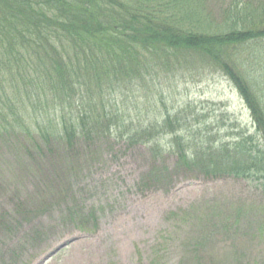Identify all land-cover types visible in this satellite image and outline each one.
<instances>
[{
	"label": "trees",
	"instance_id": "trees-1",
	"mask_svg": "<svg viewBox=\"0 0 264 264\" xmlns=\"http://www.w3.org/2000/svg\"><path fill=\"white\" fill-rule=\"evenodd\" d=\"M203 2L0 0V137L5 147L14 134L73 147L80 138L95 141L123 126L118 134L126 141L152 146L154 163L146 176L152 185L163 181L166 187L182 169L206 179H248L264 189V65L258 64L264 62V2L257 9L252 2L227 1L220 12L224 26L215 33H208L203 25ZM247 56L251 58L244 65ZM200 66L217 68L234 83L254 132L239 130L210 142L203 121L184 108L166 109L160 120H139L138 128L131 120L123 125L119 109L124 94L147 84V74L162 70L168 75ZM161 145L163 154L175 157L171 168L158 164ZM13 150L18 160L24 159L21 148ZM1 154L0 147V158ZM49 160L43 155L31 162L36 176L46 170ZM30 161L27 157L25 162ZM44 184L37 186L49 194L51 189ZM20 204L24 203L19 199ZM81 214L85 222L80 224L97 225L95 210L81 208ZM11 218L0 210V226L10 238L15 225L25 221ZM210 223L214 225V220ZM234 226L237 222L228 220L222 226L230 241L239 237ZM204 243L195 247L202 251ZM4 246H0V264H7ZM202 263L216 264L209 256Z\"/></svg>",
	"mask_w": 264,
	"mask_h": 264
},
{
	"label": "rangeland",
	"instance_id": "rangeland-1",
	"mask_svg": "<svg viewBox=\"0 0 264 264\" xmlns=\"http://www.w3.org/2000/svg\"><path fill=\"white\" fill-rule=\"evenodd\" d=\"M203 1V25L215 33L224 26L220 12L229 0ZM251 2L258 9L264 0L244 3ZM167 74H147V84L126 91L118 108L123 125L131 120L138 128L139 120H160L164 110L184 108L203 121L210 142L239 130L254 132L249 110L219 69L189 67ZM122 86L127 87L124 82ZM122 127L95 141L80 138L73 147L14 134L6 148L0 137V210L14 222L25 220L15 225L12 238L0 226L7 264H203L207 256L216 264H264V189L259 184L230 176L206 179L180 169L166 187L163 181L152 185L146 178L154 163L152 146L129 143L118 134ZM16 146L24 152L21 161ZM164 151L161 145L158 164L171 168L175 157ZM43 155L50 162L36 176L33 163ZM42 181L51 194L37 186ZM81 208L95 210L97 225L79 223L85 222ZM186 213L188 219L182 220ZM226 220L237 222L235 241L226 236ZM199 242L206 249H197Z\"/></svg>",
	"mask_w": 264,
	"mask_h": 264
},
{
	"label": "water",
	"instance_id": "water-1",
	"mask_svg": "<svg viewBox=\"0 0 264 264\" xmlns=\"http://www.w3.org/2000/svg\"><path fill=\"white\" fill-rule=\"evenodd\" d=\"M63 245L58 246L57 248H54V250H52L49 254H47L44 259L48 258L50 255H52L53 253H55L58 249H60ZM43 259V261H44Z\"/></svg>",
	"mask_w": 264,
	"mask_h": 264
}]
</instances>
